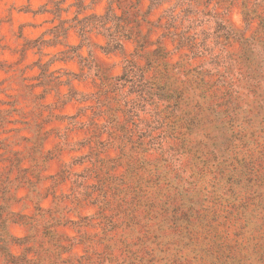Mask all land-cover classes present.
Instances as JSON below:
<instances>
[{"label":"rangeland","instance_id":"obj_1","mask_svg":"<svg viewBox=\"0 0 264 264\" xmlns=\"http://www.w3.org/2000/svg\"><path fill=\"white\" fill-rule=\"evenodd\" d=\"M66 3L0 0V264L264 262V0Z\"/></svg>","mask_w":264,"mask_h":264},{"label":"clouds","instance_id":"obj_2","mask_svg":"<svg viewBox=\"0 0 264 264\" xmlns=\"http://www.w3.org/2000/svg\"><path fill=\"white\" fill-rule=\"evenodd\" d=\"M71 3H72V0H68V3H66L64 5V7H68V4H71ZM85 3H91V0H85ZM34 6H38V5H36L34 3ZM49 7H51V5H49ZM164 7H168V5L165 4ZM103 10H104V3H101L96 8L90 9V11H96V12L101 13V14L103 13ZM74 13H75V9H72V11L69 12V13H66V15L71 16ZM84 14L87 15L88 13H84ZM231 18L234 21V23H235L236 26L243 27V25H244V19H243L242 14L239 11L234 12L232 14V17ZM45 39H51V37H45ZM61 39H63V38L61 37ZM73 42L75 43L76 41L73 40ZM100 42L103 43V40L101 39ZM208 43H209V45H211L212 44V41L209 40ZM131 47L132 46L129 44L128 45L129 51H131ZM43 51L45 53H50V52H56V51H58V49L45 47L43 49ZM82 53H83V55L87 56L88 55V49L87 48L82 49ZM44 59L47 60V59H49V57L47 55H45L44 56ZM59 66L60 65L56 64V65H53V68H56V67H59ZM93 71H95V69H93ZM157 104L159 105V107H163V104L161 102L158 101ZM156 107H157L156 105L149 104L144 111L140 112V116L141 117H144V118H147V119H151L154 111L156 110ZM140 127H141V129H143L144 125L141 124ZM242 254L247 257V259L245 261V264H257L258 257L256 256L255 253H253V251H252L251 248H245ZM261 264H264V262H261Z\"/></svg>","mask_w":264,"mask_h":264}]
</instances>
